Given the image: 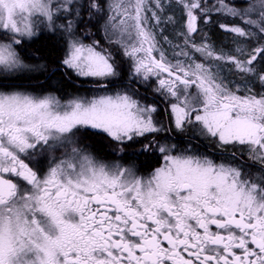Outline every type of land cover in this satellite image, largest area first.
<instances>
[{
    "label": "snow or ice",
    "instance_id": "6c2138e0",
    "mask_svg": "<svg viewBox=\"0 0 264 264\" xmlns=\"http://www.w3.org/2000/svg\"><path fill=\"white\" fill-rule=\"evenodd\" d=\"M213 23L234 49L217 50L200 27ZM94 28L131 62L111 94L120 71L85 43ZM43 30L104 93L0 90V264H264V0H0V74L29 67L18 48ZM138 82L154 84L167 124ZM172 130L189 142L159 135ZM88 139L110 141L109 156Z\"/></svg>",
    "mask_w": 264,
    "mask_h": 264
},
{
    "label": "flooded vegetation",
    "instance_id": "af4514ba",
    "mask_svg": "<svg viewBox=\"0 0 264 264\" xmlns=\"http://www.w3.org/2000/svg\"><path fill=\"white\" fill-rule=\"evenodd\" d=\"M94 29H92V32ZM97 37L95 39L100 38L99 30L95 32ZM51 37L52 39H55L57 42H60L62 44V52L60 60L58 61V64L52 65L48 72L45 74L43 70L38 68V58L31 53L32 49H30V45L35 42L38 39H43L45 37ZM92 38L89 37L85 40V43L87 41L91 42ZM22 48V49H21ZM65 44L60 37L59 34L53 35L52 33H49L46 30L41 31V33L34 37L32 40H26L22 46L18 48V51L20 52L21 58L23 62L28 65L29 67L25 70H22L20 72H17L15 74H9L7 76L0 74V90L3 91H12V90H19V91H25L30 92L35 95H45L52 93L58 97H60L62 100H67L69 98H72L74 96H84V97H91L93 95L102 94L103 90L98 88L96 81L95 83L87 82L86 78L76 77L74 73L71 72V70L66 69L62 65V60L64 58L65 54ZM113 49V48H112ZM116 51V52H115ZM119 49L115 48L113 51V55L115 54V58L118 59V53ZM128 63H120L121 69L118 68V71H120V76L113 79L112 84L108 85V88L111 90H119L123 86H126L128 84L127 76L130 72V67H128ZM57 73H61L64 79L67 83L75 86L74 89H69L67 92L65 90H59L56 88V86L48 85V83H52L54 78L57 76ZM47 83L43 86V84ZM133 88H136L139 90V95L141 97H146L147 102L156 101L158 104V107L160 108V112L157 114V119L161 120L163 123L167 124V117L164 115L163 109L166 107V102L163 98L159 97L158 94L154 93L153 88L154 86L150 85H137L133 84ZM107 88V89H108ZM87 89H94L99 92L93 94L92 92H88ZM160 136H168L170 138V142L176 143L179 146H184L189 142V137L192 135L191 132H185L180 133L175 130L167 131L159 134ZM194 145H197L199 148V151L207 153L209 155H212L214 158L220 157L221 152L218 151L214 145L209 143L206 140L201 139H193L191 141ZM86 143L89 145V150L93 151L95 154L101 156V157H108L111 152V142L107 139H88L86 140ZM139 146H137L138 148ZM231 151V150H230ZM224 159H228L229 157L227 155H224ZM138 166L143 170L146 168H151L155 165L156 161L155 159H148L146 156H140L137 159ZM146 162V163H145Z\"/></svg>",
    "mask_w": 264,
    "mask_h": 264
},
{
    "label": "trees",
    "instance_id": "16d2710c",
    "mask_svg": "<svg viewBox=\"0 0 264 264\" xmlns=\"http://www.w3.org/2000/svg\"><path fill=\"white\" fill-rule=\"evenodd\" d=\"M169 14L172 13L169 12ZM214 19L216 18L214 17ZM220 22L228 21L220 18ZM200 27L203 29V32L206 33L208 37H210L211 42L217 48V50H219V48H227L226 46H224V41L222 39L225 38V36L229 37L228 33L219 29L214 23L209 25L201 24ZM171 30L173 31L171 32ZM165 35H168L170 39H175L174 29L172 25H166ZM197 39L200 41L201 37L198 35L196 37V40ZM29 47L30 49H32L31 53L38 58V68L43 70L45 74L48 72L49 68L52 65L58 64V61L61 57L62 44L60 42H57L55 39H52L48 36L43 39L40 38L33 42ZM56 75L57 76L54 78L53 82L48 83V85L56 86V88H58L59 90H65V92H67L70 88L74 89L75 86L67 83L61 73H57ZM46 84L47 83L43 84V86Z\"/></svg>",
    "mask_w": 264,
    "mask_h": 264
},
{
    "label": "rangeland",
    "instance_id": "374dc122",
    "mask_svg": "<svg viewBox=\"0 0 264 264\" xmlns=\"http://www.w3.org/2000/svg\"><path fill=\"white\" fill-rule=\"evenodd\" d=\"M162 27H164V29L166 28V25H164V26H162ZM98 30V28H94V32H93V35L91 36V38L92 39H95V37H97V35L95 34V32ZM173 30H171V32H172ZM99 33H100V38H98V40H100L101 41V44L105 47V48H108L109 50H111L112 51V53H113V51H114V49L115 48H117L116 46H114V45H109L108 43H107V41L105 40V38H104V33H103V31L102 30H99ZM164 35H165V31H164ZM229 37H227V36H225V38H223L222 40L224 41V46H226L227 48H223L225 51H231L232 49H234L235 47H236V45L233 43V35H231V34H229L228 35ZM232 37V38H231ZM197 41V43H199L200 41L197 39L196 40ZM87 43H90L89 41H87ZM173 43H182V41L181 40H178V39H174L173 40ZM164 47H165V49L167 50V52H168V55H169V58H171V53H172V50H171V48H169V46L168 45H164ZM113 48V49H112ZM220 49V48H219ZM116 52V51H115ZM199 54H197V56H198ZM114 57H116L115 56V54H114ZM118 59L116 58V61H117V64H118V68L119 69H121V66H120V63H128L129 65H128V67H130V65H131V62L127 59V58H125L123 55H122V52L121 51H119V53H118ZM129 74H130V72L128 73V76H127V81H128V77H129ZM228 79H236V77L235 76H233V75H231L228 71H227V66L225 67V70H224V73H223ZM82 78V77H81ZM113 79H115V78H113ZM86 80H87V82H90L92 79L91 78H86ZM93 83H95V82H93ZM110 84H112V83H110ZM137 85H142V86H145V85H152V86H154V84H152V82H149L148 84H140L139 82L138 83H136ZM109 85V84H108ZM125 86H123L122 88H124ZM257 87V89L259 88V85H257L256 86ZM121 88V89H122ZM120 90V89H119ZM87 91L88 92H92L93 94H95V93H97V92H99V91H97V90H94V89H87ZM107 91H108V93L109 94H111V93H113V92H115L116 90H111L110 88H108L107 89ZM104 93V90H103V92H102V94Z\"/></svg>",
    "mask_w": 264,
    "mask_h": 264
},
{
    "label": "bare ground",
    "instance_id": "6f19581e",
    "mask_svg": "<svg viewBox=\"0 0 264 264\" xmlns=\"http://www.w3.org/2000/svg\"><path fill=\"white\" fill-rule=\"evenodd\" d=\"M22 49V48H21ZM139 148V147H138Z\"/></svg>",
    "mask_w": 264,
    "mask_h": 264
}]
</instances>
